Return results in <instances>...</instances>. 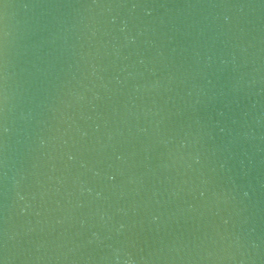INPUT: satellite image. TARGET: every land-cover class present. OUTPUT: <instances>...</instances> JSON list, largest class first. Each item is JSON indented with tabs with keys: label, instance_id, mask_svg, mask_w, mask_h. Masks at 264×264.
<instances>
[{
	"label": "water",
	"instance_id": "obj_1",
	"mask_svg": "<svg viewBox=\"0 0 264 264\" xmlns=\"http://www.w3.org/2000/svg\"><path fill=\"white\" fill-rule=\"evenodd\" d=\"M3 264H264V0H0Z\"/></svg>",
	"mask_w": 264,
	"mask_h": 264
},
{
	"label": "snow or ice",
	"instance_id": "obj_2",
	"mask_svg": "<svg viewBox=\"0 0 264 264\" xmlns=\"http://www.w3.org/2000/svg\"><path fill=\"white\" fill-rule=\"evenodd\" d=\"M0 264H3V261H0Z\"/></svg>",
	"mask_w": 264,
	"mask_h": 264
}]
</instances>
